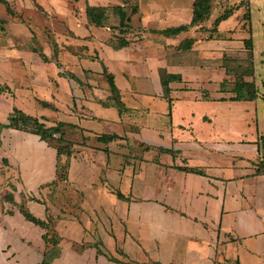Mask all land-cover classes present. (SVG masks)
<instances>
[{
    "label": "crops",
    "instance_id": "1",
    "mask_svg": "<svg viewBox=\"0 0 264 264\" xmlns=\"http://www.w3.org/2000/svg\"><path fill=\"white\" fill-rule=\"evenodd\" d=\"M107 1L87 0L113 4ZM240 1L213 38L201 39V25L176 38L148 31L189 23L194 0L164 6L135 0L130 42L122 47L106 43L110 34L85 43L91 34L71 13L73 37H63L62 52L79 83L73 101L59 94L60 81L53 77L59 70L48 73V62L28 46L33 33L26 20L8 17L0 30L12 31V41L1 40L0 51L16 53L0 52V74L19 67L30 80L11 85L3 77L10 92L0 94V264L42 259L45 230L25 219L20 204L36 218L54 219L60 256L51 264H264V0H212L203 25L210 28L224 7ZM214 6L219 13L209 22ZM229 20L235 26L223 28ZM188 35L196 38L191 48L177 49L176 41ZM83 45L87 51H80ZM103 67L114 75L121 113L100 102L111 94ZM164 71L181 76L169 82L168 94ZM236 76L254 82L253 99H232ZM65 78L69 86L73 80ZM14 107L47 127L65 124L62 143L75 150L65 177L57 176L50 140L10 124ZM105 134L118 138L101 141ZM85 243H97L114 260L93 247L82 250Z\"/></svg>",
    "mask_w": 264,
    "mask_h": 264
},
{
    "label": "trees",
    "instance_id": "2",
    "mask_svg": "<svg viewBox=\"0 0 264 264\" xmlns=\"http://www.w3.org/2000/svg\"><path fill=\"white\" fill-rule=\"evenodd\" d=\"M211 1L212 0H194L193 8H192V18L191 21L187 24H180L177 26H169L164 29H148L151 33H157L165 38H176L179 34L183 32L189 31L192 27L201 25L199 30L204 32L205 35H202L201 39H211L213 38L214 33L217 31L218 24L227 19L234 10L238 9L242 5V1L235 5H230L212 21V25L210 28H206L203 23L208 19L211 10ZM125 2L121 4H108V5H91L88 2L85 3L84 6V17L85 24L90 26H99L105 27L108 26V20L111 15H115L118 18L117 22V34L115 35L113 40L110 38L106 40V43L109 45H113L114 47H122L127 46L129 44V39L126 38V34L128 28L130 29V14L135 13L137 9L136 2L133 3L130 8V12H127L125 9ZM0 4H2L5 8L7 14H9L11 19L16 17H20V13L16 11L13 7L12 0H0ZM8 20L5 18H0V26L2 27ZM115 27L114 25H111ZM196 40L195 37L185 36L180 39L175 47L179 50H189ZM244 44L248 47L251 46V39H245ZM33 51L39 53L44 61H47V57L44 55L40 48H36L34 46H30ZM264 56V51H263ZM249 74H252V70ZM65 74L72 80L78 82V79L73 73L68 71ZM248 74V75H249ZM102 75L107 80L110 88V96L106 101H100L103 104L108 106H115L119 112H122L123 104L120 100L119 90L114 83V75L107 71L105 67L102 68ZM181 76L179 74H171L167 72L161 73V83L164 89L165 94H168L169 87L168 84L172 80H180ZM234 96L232 99H253L256 95V89L253 81H245L243 77L236 76L233 86ZM43 106H52L51 104L41 101ZM54 109L55 107L52 106ZM9 121L11 125L15 127H19L26 131H32L34 133L39 134L40 138L43 140H51L53 134H59V136L55 139V148L57 150V176L65 177L66 169L68 167V161L72 155V148L69 144H63L61 140L62 136V127L65 125L62 122H57L54 126L47 127L44 123L40 122L38 118L33 117L31 115L25 114L20 109L14 107L12 112L9 114ZM118 138L117 134H105L99 137L101 141H111ZM264 141V140H263ZM66 157L65 164H61L62 157ZM7 200L13 203L12 197H8ZM20 213L25 217L26 220L33 222L36 225H39L41 228L45 230L42 235V239L45 242V250L42 254V259L40 264H51L55 259L60 256V247L59 241L60 238L58 234L51 228L53 224V218L47 217L46 220H41L33 216L23 204L17 205ZM10 213V212H8ZM89 247H93L96 249L97 254H103L110 260H114L111 257H108L100 248L97 243L92 245H88Z\"/></svg>",
    "mask_w": 264,
    "mask_h": 264
},
{
    "label": "rangeland",
    "instance_id": "3",
    "mask_svg": "<svg viewBox=\"0 0 264 264\" xmlns=\"http://www.w3.org/2000/svg\"><path fill=\"white\" fill-rule=\"evenodd\" d=\"M125 1H126L125 4L128 3V5H125V9L127 12H130V8L132 7L135 0H109V2L108 1L107 2L113 3V4H116V3L121 4ZM168 1L169 0H148V4L164 6ZM234 1L235 0H229L230 3H233ZM12 2H13L14 9H16L18 13H20V17H22V19L26 20L27 25L31 28V31L33 33V37L30 39L31 41H30V44L28 43V46H34L36 48H40L45 56L48 54L50 58L46 56L48 60L44 62H48V64L45 63L44 66L47 67L48 73L52 72L54 70L53 68H57V70H59L60 73L57 74L58 76L53 75L55 80L60 81V85L58 87L59 94L60 96H63L65 101L66 100L73 101L76 94L78 95L80 91L77 85L79 83L77 81L75 80L71 81L72 83L68 86L66 78H65L67 76L65 72L67 71L68 67H66L67 65L64 63L65 54L64 52H62L63 46H64L63 37L64 36L73 37L72 33L69 32V29L67 26V17H69L71 13L75 15V17L77 18L76 21L78 22V24H80L81 27L82 26L85 27L84 34H91V35H87L85 39L83 40H85V43H88V45L92 46L93 43H91V41H93L94 38L96 39L105 38L106 36L105 34L107 35L110 34V36L108 37L111 40H113L112 38L115 37L116 35L115 33L117 32V26H116L118 22L117 16H115L114 14L110 16L108 20V26H105V27L90 26V25L84 24L85 22L83 23V19L81 16L82 8H83L82 5H83L84 0H52V2L51 0H12ZM218 13H219V9L216 8V6H214L211 11V17H210L209 22H211V20L214 17H216ZM4 17L8 19L9 14L6 13L4 6L0 4V18H4ZM14 19H19V17H16ZM225 23L226 24H223V28H226V27L230 28V27L235 26L236 24L234 20H229L228 22H225ZM177 24L179 23H176L174 25L176 26ZM180 24H183V23H180ZM111 25H114L115 27H112ZM161 26H164V25H161ZM128 31H129V28L127 32ZM9 33H12V31L8 30V32L6 31V33H4L3 31L0 30V35H1L0 41L1 40L9 41L11 38L8 35ZM203 34L204 32H201V34L198 36L200 37ZM3 35H4L3 38L5 39L2 38ZM129 37H131V35ZM178 41H176V43H178ZM18 43L27 44L26 42L22 40ZM13 44H16V43L13 42ZM143 44L147 45V41L144 40ZM88 48L89 46L83 45L81 46L80 51L81 50L83 51L84 49H86L87 51ZM0 52L8 53L10 55L13 53H16V51H14L12 48L11 49L4 48V49H1ZM50 59H52V61L54 62L53 65L50 62ZM237 61L238 60H235L234 62H237ZM230 62L232 63V61ZM26 72L27 71L22 68L15 67L11 71H6L4 75L3 73H1L0 74V94L5 93V92L6 93L10 92L9 90H7V87H5V84H2L5 80L4 78H6V80L10 82L11 85H14V84H22L23 86L27 85L28 81L30 80V77L29 75H26ZM230 75L233 76L234 75L233 72H231ZM68 87H71V89H69L70 93L67 92ZM56 88L57 87H55V91H57ZM62 88H63V91H62ZM31 89H35V88L32 87ZM32 93L37 96H41V97L44 96L43 93H41L40 91H33ZM4 108L5 107L0 106V119L2 120L5 119ZM31 110L32 112H35L36 108H32ZM47 111L48 113H50V110H47ZM50 142L53 145L55 144L54 137H52ZM74 152L75 150L72 149V155L74 154ZM4 231L7 234L15 235V232L13 230L4 228ZM81 248L82 250H85L89 248V246L87 245V243H85L84 245L81 246ZM7 249L8 247L5 245L3 249V252L5 253L3 254L5 256H8V262L11 263L14 258L9 255V250L7 251ZM85 264H94V263L85 262Z\"/></svg>",
    "mask_w": 264,
    "mask_h": 264
}]
</instances>
